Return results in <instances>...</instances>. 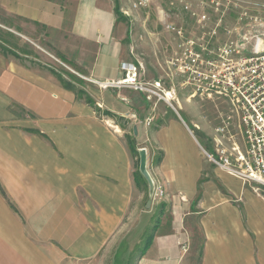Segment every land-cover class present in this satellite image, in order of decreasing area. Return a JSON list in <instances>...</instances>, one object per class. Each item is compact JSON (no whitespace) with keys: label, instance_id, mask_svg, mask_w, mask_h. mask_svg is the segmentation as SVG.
<instances>
[{"label":"crops","instance_id":"obj_1","mask_svg":"<svg viewBox=\"0 0 264 264\" xmlns=\"http://www.w3.org/2000/svg\"><path fill=\"white\" fill-rule=\"evenodd\" d=\"M118 3L122 17L116 0H0V19L85 80L0 48V264H264V189L205 153L216 102L190 98L171 66L180 38L159 21L140 35ZM124 63L149 87L173 88L171 104L105 86ZM230 129L244 148L236 118ZM142 148L162 197L141 172Z\"/></svg>","mask_w":264,"mask_h":264},{"label":"built area","instance_id":"obj_2","mask_svg":"<svg viewBox=\"0 0 264 264\" xmlns=\"http://www.w3.org/2000/svg\"><path fill=\"white\" fill-rule=\"evenodd\" d=\"M249 33L224 43L216 35L202 36L198 38L197 50L192 46L193 41H184L182 56L172 60L171 66L184 74L185 83L192 87L190 98L220 100L228 107V112L221 117L222 123L215 128L213 150L205 151L208 159L228 173L264 189V30ZM122 69L127 71L125 77L117 82L107 81L105 86L128 83L133 89L146 92L148 99L156 96L171 104L173 88L164 92L160 90V81L154 82L152 88L139 81L137 67L132 63L122 64ZM132 117L139 121L135 113ZM235 118L244 148L230 131ZM151 122L152 118L145 121L147 125ZM154 195L164 196V187L154 185Z\"/></svg>","mask_w":264,"mask_h":264},{"label":"rangeland","instance_id":"obj_3","mask_svg":"<svg viewBox=\"0 0 264 264\" xmlns=\"http://www.w3.org/2000/svg\"><path fill=\"white\" fill-rule=\"evenodd\" d=\"M140 2L143 4L140 5ZM121 6L134 18L133 28L138 25L136 30L140 35L155 30L150 27V22L159 21L165 31L179 37L180 44L176 47L174 59L182 56V44L189 39L197 50L198 38L202 36L216 35L224 43L247 32L252 35L257 29L264 30V0H121ZM21 30L13 19H0V48L28 53L37 58V63L46 62L58 71L65 72L66 75L62 76L71 78L77 84L85 81L72 72L75 70L73 67L41 44L38 38L24 36ZM215 102L217 106L208 105L204 113L214 128L222 123V115L228 112L225 103L220 100ZM202 141L208 151L213 150H210L206 138L203 137ZM134 258L135 254L130 257L131 261Z\"/></svg>","mask_w":264,"mask_h":264},{"label":"water","instance_id":"obj_4","mask_svg":"<svg viewBox=\"0 0 264 264\" xmlns=\"http://www.w3.org/2000/svg\"><path fill=\"white\" fill-rule=\"evenodd\" d=\"M135 133H137V127H134ZM140 169L143 175L146 177V179L149 182L150 186V192L153 193L154 190V181L152 177L150 176L148 169H147V150L146 148H142L140 150Z\"/></svg>","mask_w":264,"mask_h":264},{"label":"trees","instance_id":"obj_5","mask_svg":"<svg viewBox=\"0 0 264 264\" xmlns=\"http://www.w3.org/2000/svg\"><path fill=\"white\" fill-rule=\"evenodd\" d=\"M116 11H117L118 15L121 16V13H120V7H119L118 0H116ZM121 17H122V16H121ZM4 51L9 52L8 49H4ZM59 77H60V76H59ZM60 79L62 80L64 86H66V87H68V88H70V89H75V86H74L72 83H70L69 81H66L65 79H62V77H60ZM78 93H79L80 95H85V94H86V93H85L84 91H82V90H79ZM86 98H87V101H88V102H90V103L92 102V99H91L88 95H86Z\"/></svg>","mask_w":264,"mask_h":264}]
</instances>
